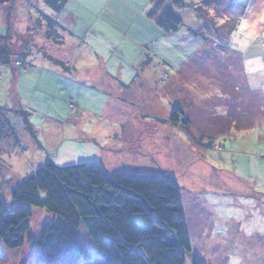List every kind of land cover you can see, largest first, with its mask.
Listing matches in <instances>:
<instances>
[{
    "label": "rangeland",
    "instance_id": "obj_1",
    "mask_svg": "<svg viewBox=\"0 0 264 264\" xmlns=\"http://www.w3.org/2000/svg\"><path fill=\"white\" fill-rule=\"evenodd\" d=\"M81 1L83 5L80 3L78 13L83 17L97 16L105 7L103 0ZM118 1H127L131 7L118 13L120 16L141 11V8L148 4L147 1L150 3V9L153 4V0H114L112 4ZM206 1L184 0L192 7L179 12L186 26L176 33L172 42L174 50L168 53L171 63L159 60L155 63L156 70L152 68L149 71L150 76L136 86L139 93L136 95V101L143 99L147 102L146 108L154 115H140L139 122L144 125L138 124V127L143 125L140 132L142 134L134 133L129 136V150L110 157L108 162L111 164H106L107 171L109 174L129 172L176 179L180 187L193 252L199 254L205 264H264V144L260 140L263 131L259 123H255L253 129L250 124L244 126L242 119L240 123L236 121V118H242V113L238 112L239 108L230 100V97L235 96L228 95H234L233 89H238L229 83L225 84V89L218 84L225 76L233 81L235 87L239 86V93L244 92L246 86L243 64L245 68L248 65L245 71L247 77L254 91L259 93L260 101L264 103V0H222L209 7L205 4ZM199 7L203 11L197 10ZM28 15L27 7L17 9V20L20 22L16 25L17 28L27 24ZM133 16L138 30L134 27L122 40L120 36L122 37V30H125L127 24H122L120 34L111 28H96L99 27L106 35L120 42V51L126 49L125 53L130 54L132 49L138 47L136 44L146 43L144 36L148 31L144 36L137 37L135 33L142 31L143 24L141 18L138 20L136 13ZM32 28L26 43L32 47L33 56H38L41 44L45 41L42 38V29L35 25ZM189 29L200 30L201 36H192ZM230 29L233 31L227 37ZM63 33L70 39L68 33ZM183 33L191 38L193 48L201 49V61L194 57L187 65L184 64ZM82 44L75 42L77 47L83 46ZM90 44L95 53L99 52V57L100 52L104 53L105 56L101 59L110 60V55L105 49L109 46L105 47L106 45L100 42L97 44L96 41H91ZM19 46L23 47L24 43ZM10 49L13 50L12 47ZM17 49L12 51L16 55L20 51ZM85 49L86 47L81 48L82 52L75 54L77 62H81L79 66L87 68L92 64L88 63V56L83 52ZM151 49L154 50V47ZM256 52L261 58L249 63V58ZM81 55L85 56L78 59ZM152 57L155 58V55ZM99 59L94 56V67L100 66ZM20 63L17 62L15 66L20 68ZM251 64L254 66L250 67ZM78 83L81 86L86 84ZM6 88L5 80L0 84V112L3 110V115L13 131L5 132L6 135L0 140V196L12 206V190L49 161L58 167H68L93 164L95 158L92 149L87 147L88 141L77 144L76 152L70 155L67 150L70 149L68 146L71 142L65 140L63 146L60 145L63 136H59L60 139L55 135L43 134L45 129L53 133L59 132L62 125L59 124L57 129H53L57 124L41 116L49 119L61 117L58 120L61 123L66 119L64 109L69 111V116L78 114L82 109L79 100L61 101L56 97L55 100L39 102L38 96L29 100L30 109L37 112L31 113L29 119L34 133L40 137L42 146H39L24 119L13 113L18 105L13 98L7 96ZM113 89L117 91L116 88ZM124 95L127 99L133 98L132 94ZM100 99L101 97L93 99L87 95L84 102L88 108L98 112L102 105ZM191 100L194 103L189 102ZM72 102L77 106V110L71 111ZM230 105L235 108L233 114L221 119L220 116L226 113L225 108ZM262 106L261 113L256 112V117L261 121L264 119V104ZM175 107L182 108L185 113V117L180 115L179 120L182 123L183 120H188V130L171 121ZM17 110L23 111L19 108ZM243 112L252 116L248 109ZM204 114L207 119L203 117ZM229 119H234L237 123L234 125L231 122L229 125L225 122ZM94 120H78L80 131L99 133V127L105 128ZM65 126L66 124L63 125ZM101 137L97 138L102 139ZM251 176H256L257 180ZM259 193L263 195L262 198L257 197ZM52 217L45 210L33 209L27 237H38L42 225L51 221ZM137 219L142 222V218ZM78 239L92 255H98L83 226L79 230ZM187 260L189 264L190 258ZM0 264L39 263H36L28 244L20 250L11 251L0 240Z\"/></svg>",
    "mask_w": 264,
    "mask_h": 264
},
{
    "label": "trees",
    "instance_id": "obj_2",
    "mask_svg": "<svg viewBox=\"0 0 264 264\" xmlns=\"http://www.w3.org/2000/svg\"><path fill=\"white\" fill-rule=\"evenodd\" d=\"M218 1L222 0H207L205 4L209 7ZM43 2L59 13L67 0ZM191 7L184 0H153L148 17L166 34H176L186 26L179 12ZM197 10L203 11L201 7ZM43 22L46 40L62 46L66 30L45 15L35 26L41 30ZM232 31L228 30L227 37ZM189 32L197 38L201 36L200 30L189 29ZM8 41L7 37L0 38V65H8L13 55ZM200 56L201 53L195 56L197 61ZM47 58L67 69L64 62ZM20 69H26L23 63ZM250 96L254 98L250 104L260 114L264 103L259 93H250ZM229 107L233 109L232 105ZM13 113L24 119L31 132L34 130L29 119L31 112L15 110ZM3 114L1 110L0 140L5 132L13 131ZM180 115L185 117L182 108L175 107L171 121L188 130V120L182 123ZM11 199L12 206L0 196V240L11 251L28 244L36 263L187 264L189 257V264H205L193 252L176 179L129 172L109 174L98 163L58 167L49 161L16 186ZM33 209L45 210L53 217L42 225L38 237H27ZM82 226L98 255H92L78 239Z\"/></svg>",
    "mask_w": 264,
    "mask_h": 264
},
{
    "label": "crops",
    "instance_id": "obj_3",
    "mask_svg": "<svg viewBox=\"0 0 264 264\" xmlns=\"http://www.w3.org/2000/svg\"><path fill=\"white\" fill-rule=\"evenodd\" d=\"M103 2V4H105L103 5L105 6L104 10L99 15L90 17H83L78 13V10L81 8L80 3L83 5L81 0H67L65 7L59 13H55L49 9L43 0H3V3L0 2V38L7 37L9 39L8 46L12 47V51L17 48L20 49L17 55L15 52H12L13 55L8 65H0V84L6 80V94L8 97L13 98L18 105L14 110L19 108L36 114L37 112L30 109L29 105V100L35 96H38L39 102H46L50 99L55 100L56 97L60 98L61 101H66L68 99L79 100L82 109L78 114H73L72 116H69V111H65L64 109V114H66L64 118L66 119L61 123L58 121L61 117H58L59 119H49L48 117L45 118L41 116V118L57 124L53 129H57L59 124L62 125V129H60L59 132L53 133L45 129L43 134L55 135V137L58 138H60L59 136H63L61 137L62 140L60 145H63L65 140L71 142L72 144L68 146L70 149L67 150L70 155L76 152L75 147H77V144L88 141L89 144L87 147H90L94 153V162L103 165L107 170L106 164H111L108 162L110 157L129 150L127 149L128 143L131 141L129 140V136L134 135V133L142 134L140 132L143 130L144 124L139 122L140 115L147 113L154 115L150 109L146 108L147 102L143 101V99L138 102L136 101V95H139L136 86L139 83H143L145 79L150 76L149 71H151L152 68L156 70L155 63L159 60H166L168 63H171L168 53L174 50V43L172 42H174L176 34L161 32L162 30H160L154 21L148 18L147 12H149L150 9L149 1H147L149 5L146 4L145 7L141 8V11H136L133 14L131 12L129 15L126 13L123 16H120L118 13H121L124 9L131 8L127 1H118V3L115 2L114 5L112 4L114 0H103ZM26 7L29 13L27 24L21 25L19 29L16 27V25L20 23L19 20H17V9H26ZM135 13L138 15V20L141 18L143 24L142 31L136 32L135 35L137 37H142L148 30L147 34L144 36L146 43H141L140 45L136 44L135 46L138 47L132 49L130 54H126V49L120 51V47H118L120 42L111 38L110 35H106L99 27L111 28L117 31L118 34L123 31L122 37L119 35L120 40H122V38L127 35L126 33L132 31L136 26V20L133 16ZM43 15L58 21L66 30L65 33L69 34L68 37H70V39L65 37L62 46H57L51 41L46 40L44 32L45 22H43L41 34L45 42L41 44L42 48L40 49L42 51H38V56H33V52L31 51L32 47H30V45L27 46L26 38L27 35L31 33V30H33L32 26L37 25L39 19H42ZM145 16L146 18H144ZM122 24H127L124 28L125 30H122ZM96 26L99 27L96 28ZM137 30L136 28V31ZM183 34L182 45L184 48L182 53L184 64L187 65L188 62H191V60L200 53L201 49L198 50V47L193 48L191 38L187 36L188 34ZM76 41L78 43L82 42L83 46L80 45L77 47V45H75ZM91 41H96L97 44L100 42L106 45L105 47L109 46V48H105L110 55L109 61L101 59L104 58V53L100 52V57L98 55L99 52H96L97 54L95 53L90 44ZM23 43L24 46L20 47L19 45ZM152 46L154 50H150ZM84 47H86V49L83 52L88 56V63L90 62L92 64L91 67L87 68L79 66L81 62H77V54H75V52H82L81 48L84 49ZM58 48H60V50H58ZM192 49L194 52H192ZM44 52L47 55H45ZM152 53L154 54L152 55ZM23 55L27 56L22 57ZM85 55L78 56V59ZM95 55L100 58V66L97 67L93 66ZM154 55L155 58L152 57ZM159 56L163 57L160 58ZM47 57L64 62L67 65V69L65 70L55 65ZM259 58L261 57L256 52L254 56L249 58L251 60L248 62L251 63L253 60ZM17 62H23L26 69L17 68L15 66ZM244 65L245 64H243V71L246 90H244L242 94L238 92L239 86L236 85L235 87L233 81L230 79H221L218 84L223 89H225V84L228 83L233 88L238 89L237 91L233 89L234 95H228L235 96L230 97V100L233 105H237L239 108L238 112L242 113V118H236V121L240 123L242 119L244 122L242 124L244 126L250 124L253 129H255V123H259L260 129L263 131L260 140L261 142L263 141L264 144V119L261 121L259 117H256L255 107L250 104L254 101L250 93L254 94L256 91H254L247 77V73L245 72L248 65L246 68ZM253 66V64L250 65V67ZM84 71H86L88 75H86ZM124 71L126 72L124 73ZM78 82L86 84L81 86ZM113 88H116L117 91ZM124 94H132L133 98L127 99ZM87 95H90L93 99L101 97L99 100L102 102L101 108H99L100 111L97 112L96 109L87 107L84 102V100L87 99ZM189 102L194 103L192 100ZM61 105L63 108L65 107L64 104ZM234 109L227 106L225 108L226 113L220 116V118H227L228 115L233 114ZM246 109L252 112V116L246 115L243 112ZM206 116V114L203 115L205 119H207ZM188 118H190V115ZM85 119L92 121L96 119V121H98L101 126H105V128L99 127V133H96V131H80L78 120ZM47 122L48 121H46V123ZM225 122H228L229 125L231 122H233L234 125L237 123L234 119H229ZM64 124H66L65 127H63ZM138 124L143 125L138 127ZM229 125L225 126L228 127ZM173 128L175 127L173 126ZM79 132L80 135L78 136ZM225 132L222 133L224 136ZM98 136H102V139L97 138ZM82 137L85 139H81ZM35 140L42 146L39 135L36 134ZM113 141L114 143H112ZM57 144H59V141ZM94 146L97 148H93ZM88 150L91 151L90 149ZM251 177L257 180L256 176ZM257 197L262 198L263 195L259 193Z\"/></svg>",
    "mask_w": 264,
    "mask_h": 264
},
{
    "label": "built area",
    "instance_id": "obj_4",
    "mask_svg": "<svg viewBox=\"0 0 264 264\" xmlns=\"http://www.w3.org/2000/svg\"><path fill=\"white\" fill-rule=\"evenodd\" d=\"M19 66V65H18ZM70 109L71 110H77V106H75V104H73V102L70 104Z\"/></svg>",
    "mask_w": 264,
    "mask_h": 264
},
{
    "label": "water",
    "instance_id": "obj_5",
    "mask_svg": "<svg viewBox=\"0 0 264 264\" xmlns=\"http://www.w3.org/2000/svg\"><path fill=\"white\" fill-rule=\"evenodd\" d=\"M7 1V0H6ZM1 3H3V0L2 1H0Z\"/></svg>",
    "mask_w": 264,
    "mask_h": 264
}]
</instances>
